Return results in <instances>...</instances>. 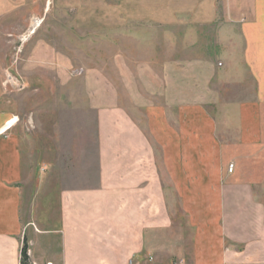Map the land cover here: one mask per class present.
Returning a JSON list of instances; mask_svg holds the SVG:
<instances>
[{"label":"rangeland","instance_id":"obj_1","mask_svg":"<svg viewBox=\"0 0 264 264\" xmlns=\"http://www.w3.org/2000/svg\"><path fill=\"white\" fill-rule=\"evenodd\" d=\"M116 1L0 0V115L7 119L3 127L10 123L5 131L16 142L22 174L19 251L25 239L28 255L29 247L57 252L60 192L96 185L106 141L113 142L115 160L121 137L130 146L141 138L150 158L141 176L146 187L154 175L162 177L155 183L160 182L166 218L158 241L127 264H200L193 251L197 234L184 202L163 181L151 118L153 109L173 115L184 107L170 102L196 103L217 119L220 140L237 139L232 116L238 102L254 98L256 91L241 43L238 48L229 38L242 33L237 24L243 18L231 19L218 4L221 9L208 24L196 18L190 23L178 10L175 26L142 23L123 30L120 11L106 10ZM106 13L114 24H105L108 17L110 23ZM33 18L41 23L23 40ZM138 33L143 41L127 38ZM224 245L242 255L235 253L228 258L234 262L224 264H248L247 242L226 237Z\"/></svg>","mask_w":264,"mask_h":264},{"label":"crops","instance_id":"obj_2","mask_svg":"<svg viewBox=\"0 0 264 264\" xmlns=\"http://www.w3.org/2000/svg\"><path fill=\"white\" fill-rule=\"evenodd\" d=\"M218 4L231 19L243 18L237 24L242 33L229 38L238 48L241 43L243 60L255 79L254 98L238 102L232 116L239 130L237 139L220 140L217 119L190 102H170L184 106L173 115L153 109L151 130L154 144L160 148L163 181L168 182L170 194L183 200L182 209L197 234L193 245L196 260L200 264L234 262L228 258L236 252L224 245L227 237L231 242H247L248 264H264V0H221L216 4L213 0H117L107 3L106 10H119L121 29L129 30L142 23L175 26L178 10L185 12L190 23L196 18L198 23L208 24L221 9ZM107 14L110 23L108 17L105 24H114ZM127 38L143 41L144 35ZM6 121L0 115V264H20L21 163L16 142L5 131L10 123L3 127ZM125 143L121 137L115 160L112 141H106L105 151L101 148L95 186L60 192L55 232L59 249L54 253L29 247L31 261L127 264L158 241L155 237L166 213L160 182H155L162 177L154 175L148 181L150 192L151 185L146 187L141 176L150 166L146 165L150 158L145 155L144 142L139 138L131 146ZM229 162L234 164L231 172L227 171Z\"/></svg>","mask_w":264,"mask_h":264},{"label":"trees","instance_id":"obj_3","mask_svg":"<svg viewBox=\"0 0 264 264\" xmlns=\"http://www.w3.org/2000/svg\"><path fill=\"white\" fill-rule=\"evenodd\" d=\"M27 249H28V244H27V240L23 239V245L20 251V264H29L30 262V258L29 255L27 253Z\"/></svg>","mask_w":264,"mask_h":264},{"label":"bare ground","instance_id":"obj_4","mask_svg":"<svg viewBox=\"0 0 264 264\" xmlns=\"http://www.w3.org/2000/svg\"><path fill=\"white\" fill-rule=\"evenodd\" d=\"M40 23H41V19L33 18L32 25L30 26L27 35L23 37V40H27V38L29 37L28 34L31 35V33H33L37 29V27L40 25Z\"/></svg>","mask_w":264,"mask_h":264},{"label":"built area","instance_id":"obj_5","mask_svg":"<svg viewBox=\"0 0 264 264\" xmlns=\"http://www.w3.org/2000/svg\"><path fill=\"white\" fill-rule=\"evenodd\" d=\"M229 169L232 170V165H230ZM47 264H51V263H47Z\"/></svg>","mask_w":264,"mask_h":264}]
</instances>
